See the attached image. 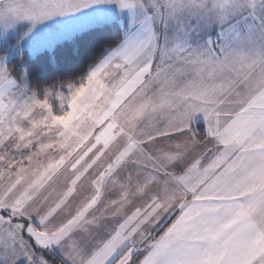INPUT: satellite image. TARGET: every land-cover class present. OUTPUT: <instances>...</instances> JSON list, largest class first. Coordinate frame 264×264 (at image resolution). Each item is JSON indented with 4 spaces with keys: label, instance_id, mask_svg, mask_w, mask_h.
<instances>
[{
    "label": "snow or ice",
    "instance_id": "obj_1",
    "mask_svg": "<svg viewBox=\"0 0 264 264\" xmlns=\"http://www.w3.org/2000/svg\"><path fill=\"white\" fill-rule=\"evenodd\" d=\"M0 264H264V0H0Z\"/></svg>",
    "mask_w": 264,
    "mask_h": 264
},
{
    "label": "trees",
    "instance_id": "obj_2",
    "mask_svg": "<svg viewBox=\"0 0 264 264\" xmlns=\"http://www.w3.org/2000/svg\"><path fill=\"white\" fill-rule=\"evenodd\" d=\"M90 50H91V47H90V46H86V47H85V50H84V52L82 53V55H81V57L79 58V60L74 62V64H75L77 67H79V66H81V65L86 67L87 63L89 62V60H88V54H89ZM41 55H48V54L43 53V54H41Z\"/></svg>",
    "mask_w": 264,
    "mask_h": 264
},
{
    "label": "rangeland",
    "instance_id": "obj_3",
    "mask_svg": "<svg viewBox=\"0 0 264 264\" xmlns=\"http://www.w3.org/2000/svg\"><path fill=\"white\" fill-rule=\"evenodd\" d=\"M76 21L74 20H71V19H67V20H63V21H58V23H61V24H72V23H75Z\"/></svg>",
    "mask_w": 264,
    "mask_h": 264
}]
</instances>
